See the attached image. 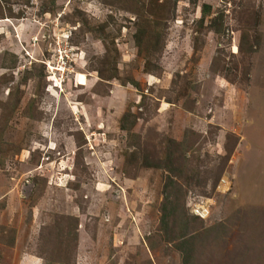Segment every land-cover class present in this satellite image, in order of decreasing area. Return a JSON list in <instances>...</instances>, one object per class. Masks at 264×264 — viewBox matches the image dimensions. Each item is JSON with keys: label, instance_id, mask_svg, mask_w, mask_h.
I'll list each match as a JSON object with an SVG mask.
<instances>
[{"label": "rangeland", "instance_id": "374dc122", "mask_svg": "<svg viewBox=\"0 0 264 264\" xmlns=\"http://www.w3.org/2000/svg\"><path fill=\"white\" fill-rule=\"evenodd\" d=\"M0 264H264V0H0Z\"/></svg>", "mask_w": 264, "mask_h": 264}, {"label": "trees", "instance_id": "16d2710c", "mask_svg": "<svg viewBox=\"0 0 264 264\" xmlns=\"http://www.w3.org/2000/svg\"><path fill=\"white\" fill-rule=\"evenodd\" d=\"M147 163V165H156V164H150V163H148V162H146ZM204 216V215H203ZM183 257H184V255H183ZM184 260L186 261V257L184 258Z\"/></svg>", "mask_w": 264, "mask_h": 264}, {"label": "built area", "instance_id": "2783aa9c", "mask_svg": "<svg viewBox=\"0 0 264 264\" xmlns=\"http://www.w3.org/2000/svg\"><path fill=\"white\" fill-rule=\"evenodd\" d=\"M195 207V206H194ZM195 212V211H194ZM196 214H198L199 216H203L202 213H199V212H195Z\"/></svg>", "mask_w": 264, "mask_h": 264}, {"label": "bare ground", "instance_id": "6f19581e", "mask_svg": "<svg viewBox=\"0 0 264 264\" xmlns=\"http://www.w3.org/2000/svg\"><path fill=\"white\" fill-rule=\"evenodd\" d=\"M80 79V78H79ZM80 81H82V80H80ZM80 83H82V82H80ZM84 83V82H83Z\"/></svg>", "mask_w": 264, "mask_h": 264}, {"label": "crops", "instance_id": "0c3cea01", "mask_svg": "<svg viewBox=\"0 0 264 264\" xmlns=\"http://www.w3.org/2000/svg\"><path fill=\"white\" fill-rule=\"evenodd\" d=\"M35 258H37V257H35ZM40 261V260H39Z\"/></svg>", "mask_w": 264, "mask_h": 264}]
</instances>
